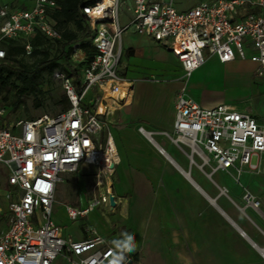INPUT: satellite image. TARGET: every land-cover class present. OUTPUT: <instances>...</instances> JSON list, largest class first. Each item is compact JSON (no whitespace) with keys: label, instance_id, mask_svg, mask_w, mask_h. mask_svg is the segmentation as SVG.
I'll use <instances>...</instances> for the list:
<instances>
[{"label":"built area","instance_id":"built-area-1","mask_svg":"<svg viewBox=\"0 0 264 264\" xmlns=\"http://www.w3.org/2000/svg\"><path fill=\"white\" fill-rule=\"evenodd\" d=\"M128 1L131 15L121 26L119 9ZM78 8L95 53L77 84L62 71L53 73L68 108L55 115L9 121L7 109L0 107V174L5 178L0 190V264H53L57 259L64 264H134L132 256L94 228L85 230V239L72 240L63 237L51 219L56 186L81 165L97 168L96 180L87 206L65 205L66 217L84 219L101 205L113 209L117 204L110 191L117 152L109 134L101 137L102 117L127 105L132 95L131 83L118 74L120 41L129 29L165 47L181 66L183 84L174 96L173 133L164 135L189 149V158H199L201 167L260 171L264 122L226 104L203 108L186 95L185 82L211 56L221 64L248 58L261 75L264 0H207L181 12L172 0H94ZM59 10L56 0H0V62L7 58L10 43L30 56L35 35L59 40L54 19ZM72 53L78 61L86 58L77 45ZM89 91L93 95L85 104ZM99 105L104 106L101 113ZM138 131L152 140V132L141 127ZM101 174L104 195L99 193ZM243 199L254 208L259 205L249 192Z\"/></svg>","mask_w":264,"mask_h":264},{"label":"crops","instance_id":"crops-1","mask_svg":"<svg viewBox=\"0 0 264 264\" xmlns=\"http://www.w3.org/2000/svg\"><path fill=\"white\" fill-rule=\"evenodd\" d=\"M120 47L118 74L131 83L132 95L127 105L102 117L117 152L110 188L117 204L113 209L103 207L125 223L127 238L145 241L147 235L156 236L161 250L165 251L166 264H264V157L255 177L234 169L227 175L221 171L202 175L193 169L190 163L199 158L193 156L191 160L182 147H176L164 135L173 133L174 96L183 84L179 62L165 47L134 31L122 34ZM207 61L227 73L244 71L245 89L252 81L253 88L264 91V80L257 79L264 78V70L258 75V65L248 58L221 64L211 56ZM186 95L203 108L226 104L264 122V100L261 106L251 100L238 105L199 101L187 87ZM140 127L153 133L152 140L138 131ZM178 149L190 162L184 161ZM72 175H64L60 184L70 183ZM245 192L259 202L257 208L244 201ZM89 195L90 192L86 205L74 207L85 208ZM91 228L111 245L121 247L137 263L134 253L119 241L118 235H112L114 229L108 227L103 233ZM86 237L83 230L79 239L65 238L83 240ZM217 255L223 261L216 260Z\"/></svg>","mask_w":264,"mask_h":264},{"label":"rangeland","instance_id":"rangeland-1","mask_svg":"<svg viewBox=\"0 0 264 264\" xmlns=\"http://www.w3.org/2000/svg\"><path fill=\"white\" fill-rule=\"evenodd\" d=\"M203 1L207 0H172V6L176 11L181 12ZM127 7H130L129 1L125 2L119 9V19L121 26H124L127 23L131 15L127 10ZM67 27L69 30L75 31V27L72 23L67 24ZM129 31L132 30L129 29ZM78 34L80 35L81 33L78 32ZM59 51V46L53 44L50 50V57H57ZM151 55H155L154 51L151 52ZM23 59L26 62H31L33 60L31 56H24ZM70 61L75 68H78V72H81V61H78V58H76L73 53H71L70 55ZM58 63L62 67L64 66V62L61 59L58 60ZM245 77L246 74L242 70H239L236 73H227L223 69L214 65L211 61H207L192 73V75L185 82V87H187L190 90L191 94L193 96H196L199 101H222L230 102L234 105L251 103L252 101V103L256 106H261L262 100H264V91H262L260 88H253L254 86L252 81L250 82L249 88L245 89L244 84H242ZM253 77L254 76H251V78ZM257 79L264 80V78ZM143 80L151 81L147 78H144ZM40 89L42 91V94L37 96V99L40 103V106L38 108H35L33 105L34 97H29L25 100V104L23 106H20L15 111H12L10 114H8V120L13 121L18 119H32L42 114L55 115L60 112L61 105L59 104V102L63 95H65V93L60 85V82L53 78L52 73L49 72L48 69H45L42 72ZM91 93L92 91H89L87 93L84 100L85 104L89 103L88 100L91 97ZM3 96L4 93L1 92L0 101ZM107 135L108 130L105 125L103 131L101 132L102 139L104 137H107ZM175 146L177 147V145ZM180 147H182L183 150L186 151L185 153L189 154V149L182 145H180ZM178 151L180 152L179 149ZM185 153H181L184 157V161L190 162V160L188 161L187 159H185ZM194 162L195 163H190L192 165L191 167L198 170L200 173H202V175L203 173H216L213 172L212 168L208 166L201 167V160H195ZM97 173V168H89L87 166L81 165L77 173H74L70 177V183L58 185L57 191L54 196L55 202L52 208L51 219L61 228L62 235L64 237L70 236L73 239H79L83 230H86L88 227H95L98 231L103 233L105 232L106 228L109 227V229L115 230L112 235H118L119 241L123 242V245L128 249L131 248V250L129 251H132L137 259V263L134 264H166L164 262L165 251L161 250L162 245L160 244L156 236L147 235L148 237H146L145 241H143L142 238H138L135 240L134 237L130 240L129 238H127L128 233L126 232L125 223L120 221L118 218L113 217L112 214H109L107 208H104L102 205L95 208L94 211L90 212L85 219L71 221L66 217L63 211L66 204H70L72 206H75L77 204L79 206L86 205V196L92 190V185L93 183H95ZM242 173L247 174L246 176L249 177H255L256 175H258L256 172H250L249 170H242L241 174ZM225 174L227 175L228 173L225 172ZM1 175L2 174H0V190L1 188H5V178H3ZM99 180L101 182L99 193L101 195H104L105 178L102 174L100 175ZM215 259H220V261H223V257H221L220 255H217ZM53 264L64 263L60 259H57Z\"/></svg>","mask_w":264,"mask_h":264},{"label":"trees","instance_id":"trees-1","mask_svg":"<svg viewBox=\"0 0 264 264\" xmlns=\"http://www.w3.org/2000/svg\"><path fill=\"white\" fill-rule=\"evenodd\" d=\"M56 1L60 6V10L54 15L61 33L59 40L50 41L40 34L35 35L31 40L30 56L33 59L31 62L24 61L25 55L20 46L12 43L6 46L7 58L0 62V93H4L0 107H5L8 114L23 106L29 97H34L35 108L40 106L37 96L42 94L40 82L43 70L48 69L52 76L55 71H62L77 84L82 70L95 53L90 41L91 33L78 8L79 4H89L94 0ZM69 23L74 25L75 31L68 29ZM78 32L81 34L79 35ZM53 44L59 46L60 51L57 57L51 58L50 50ZM73 45H77L86 57L81 61V72H78V68H75L70 61ZM60 59L64 62L63 67L58 63ZM59 104L61 111L68 108L69 103L65 95L60 99Z\"/></svg>","mask_w":264,"mask_h":264},{"label":"bare ground","instance_id":"bare-ground-1","mask_svg":"<svg viewBox=\"0 0 264 264\" xmlns=\"http://www.w3.org/2000/svg\"><path fill=\"white\" fill-rule=\"evenodd\" d=\"M130 99V97H128V100ZM127 100V101H128ZM99 106H102L103 107V111H104V106L103 105H99ZM102 107H99V111L101 112L102 111Z\"/></svg>","mask_w":264,"mask_h":264},{"label":"clouds","instance_id":"clouds-1","mask_svg":"<svg viewBox=\"0 0 264 264\" xmlns=\"http://www.w3.org/2000/svg\"><path fill=\"white\" fill-rule=\"evenodd\" d=\"M129 239L131 240L132 238H131V237H129ZM129 250H131V248H130Z\"/></svg>","mask_w":264,"mask_h":264},{"label":"water","instance_id":"water-1","mask_svg":"<svg viewBox=\"0 0 264 264\" xmlns=\"http://www.w3.org/2000/svg\"><path fill=\"white\" fill-rule=\"evenodd\" d=\"M110 204H113V203H112V200H110Z\"/></svg>","mask_w":264,"mask_h":264}]
</instances>
